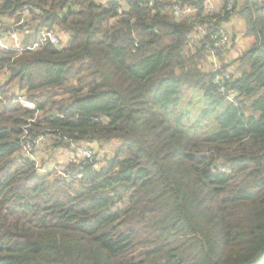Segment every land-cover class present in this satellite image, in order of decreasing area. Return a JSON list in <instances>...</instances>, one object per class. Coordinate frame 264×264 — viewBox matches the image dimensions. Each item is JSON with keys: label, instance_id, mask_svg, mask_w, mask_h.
Listing matches in <instances>:
<instances>
[{"label": "trees", "instance_id": "obj_1", "mask_svg": "<svg viewBox=\"0 0 264 264\" xmlns=\"http://www.w3.org/2000/svg\"><path fill=\"white\" fill-rule=\"evenodd\" d=\"M184 1L0 0V264H264V0Z\"/></svg>", "mask_w": 264, "mask_h": 264}, {"label": "built area", "instance_id": "obj_2", "mask_svg": "<svg viewBox=\"0 0 264 264\" xmlns=\"http://www.w3.org/2000/svg\"><path fill=\"white\" fill-rule=\"evenodd\" d=\"M97 1L100 3L106 4L109 0H97ZM146 1H147L148 6L150 7H153L155 3L157 2V0H146ZM158 1H165V0H158ZM169 1H172V15L175 20L181 21V20L188 19V18L190 19L194 18L195 13H196V7L195 5H193L192 2H188L184 0H169ZM237 1L238 0H228L225 6V10L226 11L233 10ZM220 3H221V0H203V9L206 13L210 14L211 12H214L217 8L220 7L219 5ZM122 12H123V8L120 7L119 13L121 14ZM30 14H31L30 9L26 8L24 11V18L22 19L20 23L29 19ZM25 17H27V19ZM216 20L217 19H214L213 21L207 20L206 24L213 25V22ZM204 27L198 26V29L200 30L201 34L206 35L207 32ZM238 40L239 42L241 41V39H238ZM46 42L59 43V37L52 30L45 28L39 31L38 42H35L30 48H35L39 46L40 44H44ZM231 44H232V36L229 32L228 23H224L223 25L219 23L218 28L213 29L210 33V46H208V49L210 50V53H209L210 60L212 62V68L214 71H217L220 67L218 59L216 57V51L218 49L227 48ZM21 45H22V37L18 31L6 32L5 34L0 35V48L16 47V48L21 49ZM231 75H232V72L230 70H222V71L218 70L213 79V83L218 85L222 83L223 81L229 80L231 78ZM228 99L231 102H234L233 95L228 96ZM17 102L21 106H24L29 109H35L36 107L33 101H30L29 99H27L21 94H19V96L17 97ZM35 144L38 145V142L37 143L35 142ZM25 153L32 159H35V157H37L34 154V148L31 144L25 148ZM81 153L83 156L88 157V158L91 157L92 155L91 151L87 148H83ZM73 158H75V156L72 157V159ZM37 163H39V161H37ZM38 170L40 171V173H44L48 170V167L40 166Z\"/></svg>", "mask_w": 264, "mask_h": 264}, {"label": "rangeland", "instance_id": "obj_3", "mask_svg": "<svg viewBox=\"0 0 264 264\" xmlns=\"http://www.w3.org/2000/svg\"><path fill=\"white\" fill-rule=\"evenodd\" d=\"M237 28H238V30H239V29H241L242 27H240V25L238 24ZM251 42H252V38H251L250 36L241 37V42H240L239 44H237V45L235 44L236 47H235V49H233V52H231L233 58L238 57L244 48H247V47L250 46ZM233 48H234V47H233ZM41 153L44 154V150H41ZM47 154H48V153H47V150H46V155H47ZM55 156H56V157H55ZM55 156L52 158L53 160H54V159H57V160L60 159L59 162H60L61 164H64L63 162L68 161V159L70 158L71 154H70L67 150H62V151H60V152H57V153L55 154ZM39 159H41V158H39ZM51 166L54 168V167H56L57 165H56V163L54 162ZM61 167H63V165H61ZM58 169H60V167H59Z\"/></svg>", "mask_w": 264, "mask_h": 264}, {"label": "crops", "instance_id": "obj_4", "mask_svg": "<svg viewBox=\"0 0 264 264\" xmlns=\"http://www.w3.org/2000/svg\"><path fill=\"white\" fill-rule=\"evenodd\" d=\"M235 25L237 24V26H238V24L240 25V27L242 26L243 27V24L242 23H240V22H238V23H234ZM241 38V37H240Z\"/></svg>", "mask_w": 264, "mask_h": 264}]
</instances>
